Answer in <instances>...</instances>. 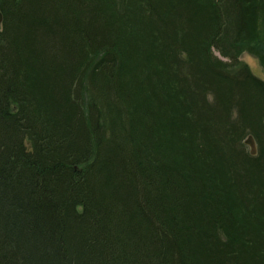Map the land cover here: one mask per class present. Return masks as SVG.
<instances>
[{
    "label": "trees",
    "instance_id": "1",
    "mask_svg": "<svg viewBox=\"0 0 264 264\" xmlns=\"http://www.w3.org/2000/svg\"><path fill=\"white\" fill-rule=\"evenodd\" d=\"M223 1L176 0L187 16L196 19L194 35L204 33L206 46L216 43ZM236 4L241 36L254 40L264 54V0ZM121 6L125 15L114 19ZM160 7L159 0H6L5 4L0 0L4 24L0 28V264H264V176L248 166L253 173L250 187L228 169L220 171L226 180L218 177L213 157L223 152L211 154L191 141L199 124L191 128L170 122L175 114L166 104L171 84L165 81L170 74L163 59L171 57L169 49L159 42L161 47L148 53L142 41L123 44L121 25L133 14L129 19L143 24L147 43L163 38V33L170 38L171 28L179 32ZM30 14L36 26L64 30L62 49H56L59 40L54 34L38 30L36 47L25 50L19 32ZM101 48L104 56L81 68L90 64L89 50ZM130 49H139L138 68L143 74L132 66L139 61L135 55L129 76L124 77L123 71L116 81L120 59L127 60ZM176 60L191 62L187 69L191 77L206 79L208 87L214 88L222 78L247 84V94L254 99L248 107L264 104V80L248 68L236 77L204 59ZM177 61L170 70L179 65ZM70 67L107 77V96L101 101L106 110L111 107L105 122L115 130L112 153L117 163L113 156H96L106 141L98 113L87 123L76 116L77 105L67 90L73 79ZM33 68L47 70L53 100L36 98L28 87ZM171 72L177 87L185 91L184 76ZM244 99L239 93L236 106L246 103ZM191 112L192 121L200 123L198 112ZM257 113H264L261 107ZM162 122L168 132L160 127ZM115 126H120L119 135ZM158 132L163 140L157 138ZM247 133L264 146V131L243 128L242 136ZM176 148L181 158L165 156ZM236 161L241 167L245 164ZM112 177L127 190L119 198Z\"/></svg>",
    "mask_w": 264,
    "mask_h": 264
},
{
    "label": "rangeland",
    "instance_id": "2",
    "mask_svg": "<svg viewBox=\"0 0 264 264\" xmlns=\"http://www.w3.org/2000/svg\"><path fill=\"white\" fill-rule=\"evenodd\" d=\"M5 1L6 0H1V3L5 4ZM235 1L237 3V0ZM159 2L162 6L160 7V9L168 16L172 27H178L179 32L176 33L174 32L176 29L171 28L172 35L170 38H168L167 33H163L161 37L164 38V41L163 38H159L153 41L151 40L149 43H147L148 37L146 36L143 24L138 23L137 19L131 22L129 18H133L136 15L130 12L131 14H133V16L131 15V17H127V22L125 21L121 25V31L125 36L123 39V44H134L135 40L142 41V45H145L148 53H151L150 51L154 50V46L160 48V43H162V45L165 44V50H167L168 48L169 54L171 53V57L168 55L166 57L163 56V59H166L167 69L169 68L168 72L170 74L168 77H166L165 81L171 84V88L167 89L168 101H166V104L170 106L173 114H175V116H173L175 118V121L170 120L171 124H176L178 122L180 123L179 125H181V122H184L185 124L190 125L191 128L199 124L196 130L197 137L196 139H193L192 137L191 141H196L198 145L204 146L203 149H206L211 154H213L212 152L215 151L223 152L221 155L216 154L218 156L213 157V162H215V167L219 172L218 177H220L221 179L222 177H224V180H226L225 176L220 171L228 169L226 171L227 173L234 176L241 175L240 177L242 178L245 186L250 187V183L252 182L253 178V173L248 170V166L251 167V169H256L254 170L257 171L255 174L259 172L261 175L264 176V158H261V153H264V146H261V142L255 140L252 133H247L243 136L242 133L243 128L245 129L247 127L257 128L261 132L264 131V113L261 115H258L257 113V111L259 112V107H261L262 112H264V104H257V102H255L254 107H248V105H250L249 102L251 100H254L249 94H247L249 93V87L247 86V84H241L236 80L230 81L227 78L221 77L224 80L219 79L220 81H217L219 84H214V88L211 86L208 87L209 82H207L206 79L198 78V80H194L191 77L190 73L187 71V69H189V63L191 62L186 63V61H177L176 59L192 57L194 63L196 62L197 58L204 59L205 62L207 61L208 64L212 65L214 68H219L224 71L232 72L235 74L236 77H238L240 72L243 71V68H248L253 74L264 80V54L262 50H260L254 45V40H252L248 36L246 39L241 36V32H239L238 28L239 7L236 3L230 4L229 0L223 1V5H221L223 11H221L222 14L224 13V15L222 16V23L218 31L216 32V36H214L216 43L212 44V42L209 41L206 46L204 45V37H206L204 36V33L198 34L197 36L194 35L196 33V19L192 18V16H187L185 10L181 7L180 4L176 3V0H159ZM127 3L128 2H125L123 4L127 5ZM128 8H130V5H128ZM0 12L2 15V19L0 21V28H2V26L4 25L2 21L3 14L1 10ZM114 12L116 11L110 10L108 13ZM124 15V8L123 6H121V10L113 18L120 19V17H123ZM129 22L131 23L130 28L128 25ZM23 23L24 24H22V29L19 34L20 41L23 44L25 50L32 51L36 47L35 41H38V39L36 40V37L34 36L36 34H34V31L38 30L54 34V40H59L56 44V49H62L61 39L63 40L65 34L64 30H62L61 32L57 27V31L49 30L43 24L36 26L37 22L31 18V14L28 15L27 19H25ZM205 30L206 29L202 31L205 32ZM212 31L213 30H211L210 28L207 32L208 34H210L212 33ZM137 35L143 38V40L139 39ZM138 51L139 49H135V52L131 51L130 49L129 54L126 55L128 56L127 60H125L124 58L123 60L120 59L121 69L120 71L116 72V81L120 80L118 79V77L119 75L122 76L123 71L125 73L124 77L129 76L128 71L131 70V61L133 60V57ZM88 54L90 56V60L87 63L90 64L81 65V68L85 66H92V63L95 64L104 56L105 50L103 48L98 50H89ZM129 57L131 59H129ZM135 59L139 61L138 63L137 61L134 62L132 66L133 68L138 70L136 72H139V75L142 76L141 74H143V72L141 69L138 68V65L142 64V57L138 56L137 54ZM175 61H177L176 63H178L179 65L174 64V68L170 70L171 63H174ZM156 63H158V65L161 64L160 61ZM61 64L63 63H58L56 67H61ZM68 68L69 67L67 66L66 69ZM81 68L77 67L76 70L70 67V72L71 74H73V79L71 84L67 88L71 95V101L77 105L76 116L82 117V119L87 123L89 122L90 118H92V115L94 113H98L101 123L105 127L104 141L106 140L108 141V143L105 141L102 144L99 150H97L96 156H98L99 158H105L106 156L112 157V151L114 145H116L117 139H114L115 137L113 135L115 130L113 131L112 128L109 126V121L105 122L110 119L108 113L111 111V107L106 110V107H104V103H102L101 101L104 97L107 96V92L104 88V83L107 85L109 82L106 76L102 75V78L101 76L97 77L94 75V73L88 70H83L84 68ZM172 70H176V73L178 75L181 74L184 76L181 78H183L184 83L187 84V88L185 89V91L177 87L178 79L176 78V76H174L176 74L171 72ZM206 70L207 72L212 73L210 72L211 70H209L207 67ZM46 71L47 70L45 68H42L40 72H36L33 68V72L30 73L31 75L30 77H28L29 81L27 82L28 87L32 91H34L35 97L38 99H42L44 102L53 100V98L51 97L52 95L50 89H48L49 85H47L46 83V80L48 79V74L46 75ZM83 71L84 73H82ZM168 72L166 74H168ZM98 78H101L102 80L98 82ZM173 79H175V83ZM112 87L114 89V91L112 90V95L114 96V94L117 93V90H115L116 85L114 82H112ZM211 88L214 90H212ZM239 93L245 95L244 101L246 103L241 104L240 102L237 104L238 106H236V101L239 99ZM174 97L175 99L172 103L171 100ZM188 105H192V109L187 110L185 106L187 107ZM193 109L198 112L199 116L202 118L200 123H195L192 121L193 118L190 116H193V114H195L194 112H191V110ZM82 111H84V113ZM162 112H166L164 107L162 108ZM112 116L114 118L113 114ZM165 119L166 118L164 117L162 121H165ZM163 124L164 122H162V125L159 124L161 125L160 127L163 129L164 133L165 131L168 132L167 128ZM115 127L116 132L119 135L120 126ZM249 135L253 137L255 144V149L253 153L251 152L252 148L250 144L246 142V139ZM157 138L163 140L162 134L158 132ZM113 141L115 142V144H113ZM219 144L223 145V149L218 146ZM175 150L174 154L172 151H166L165 156H173L175 157V159L177 157L181 158V153H178L177 155L179 149L176 148ZM237 153H242L243 155H238ZM262 156H264V154ZM113 157V160L115 159L114 161L115 163H117L116 157ZM237 158L242 161V165L243 163H245V166L243 165L241 167V163L236 161ZM210 162L211 164L213 163L212 161ZM229 162H234L236 166L232 167L231 165H227ZM237 163L240 164L237 165ZM216 164H219V166H217ZM111 179L109 180L111 181L112 188L116 191L117 197L119 198L127 190L126 188H121V180L113 177ZM262 191H264V182H262ZM78 210L81 209L78 208ZM256 227L259 228L261 227V225L259 224V226ZM197 243H199V241H197L196 244ZM199 256L203 262L208 261L203 255Z\"/></svg>",
    "mask_w": 264,
    "mask_h": 264
},
{
    "label": "water",
    "instance_id": "3",
    "mask_svg": "<svg viewBox=\"0 0 264 264\" xmlns=\"http://www.w3.org/2000/svg\"><path fill=\"white\" fill-rule=\"evenodd\" d=\"M1 19H2V15H1V12H0V21H1ZM246 142L248 143V144H250V146H251V152L253 153L254 152V149H255V144H254V140H253V137L251 136V135H249L248 137H247V139H246Z\"/></svg>",
    "mask_w": 264,
    "mask_h": 264
}]
</instances>
